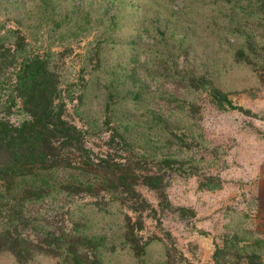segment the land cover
Listing matches in <instances>:
<instances>
[{
	"label": "rangeland",
	"instance_id": "rangeland-1",
	"mask_svg": "<svg viewBox=\"0 0 264 264\" xmlns=\"http://www.w3.org/2000/svg\"><path fill=\"white\" fill-rule=\"evenodd\" d=\"M34 58L88 163L66 151L51 173L11 177L0 154V234L98 239L103 264H264V0H0V121L26 119L16 72ZM202 78L237 109H219ZM100 159L126 165L125 186Z\"/></svg>",
	"mask_w": 264,
	"mask_h": 264
},
{
	"label": "trees",
	"instance_id": "trees-1",
	"mask_svg": "<svg viewBox=\"0 0 264 264\" xmlns=\"http://www.w3.org/2000/svg\"><path fill=\"white\" fill-rule=\"evenodd\" d=\"M73 9H76V6ZM116 19L115 14L110 18L112 30L117 28ZM249 45L252 46L251 43ZM238 54L249 61L243 52L239 51ZM16 74L18 75L16 91L22 100L27 117L18 126L0 121V154L9 159L6 166L10 176L18 177L24 173L35 175L42 172L38 171L40 169L51 173L61 164L67 165L68 162H65L62 156L66 151L78 154L87 159L88 163L89 151L85 146L83 132L65 120L56 105V80L47 64L39 58L28 59L23 62ZM195 82L208 91L219 109H237L228 95L217 88L211 79L202 78ZM92 165L98 173L124 186L129 179L126 165L120 162L100 159ZM147 179L163 182V177L148 176ZM129 189L133 195L132 200H139L135 191L131 187ZM2 206L0 204V217L2 209L6 207ZM6 209L9 210L8 215H21L29 222L21 211L11 207ZM29 228L33 231L34 240L17 233L14 235L5 228V235L0 234V254H11L16 264H31L34 257L40 254L52 255L56 258V264H103L99 256L101 246L98 239L80 235L67 236L65 233L59 237L52 232L44 233L40 226ZM123 244L135 253L140 263L143 261L144 246L132 231L128 230Z\"/></svg>",
	"mask_w": 264,
	"mask_h": 264
}]
</instances>
